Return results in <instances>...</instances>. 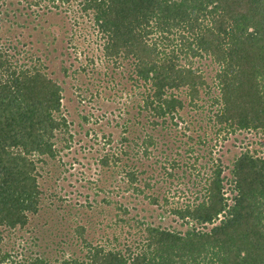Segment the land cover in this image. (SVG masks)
<instances>
[{
	"label": "trees",
	"instance_id": "1",
	"mask_svg": "<svg viewBox=\"0 0 264 264\" xmlns=\"http://www.w3.org/2000/svg\"><path fill=\"white\" fill-rule=\"evenodd\" d=\"M80 1V10L102 40L103 55L114 66L128 65L130 87L126 84L124 90L137 98L124 108L127 116L114 151L98 159L101 167L111 166L112 173L125 175V189L142 192L134 184L141 170H131L123 160L122 155L129 154L127 141L137 147L133 156L147 154L154 140L143 127L150 124L171 132L175 118L183 119L181 112H189V105L205 112L208 120L213 116L225 133L255 129L264 136V0ZM5 17L4 8L0 20ZM10 44L0 42V242L3 229L22 227L36 213L40 195L36 160L55 157L57 135L67 130L66 119L60 116L61 86L40 60L18 49L29 59L28 65L20 64L17 46L12 52ZM201 58L209 59L213 84L195 66ZM200 93L208 96L214 112L198 105ZM130 109H135L131 118ZM139 123L142 135L133 134L132 127ZM111 141L107 135L105 143ZM214 165L204 176L202 198L173 211L182 221L204 226L177 230L144 220L136 226L133 219L120 218L108 224L126 223L140 237L138 243L120 246L119 226L113 237L105 234L93 242L85 236L86 225L75 224L80 257L51 261L40 255L23 264H264V157L248 151L238 154L229 176L221 175L219 163ZM227 182L234 193L231 203L224 194ZM9 256L0 248V264L6 260L18 264Z\"/></svg>",
	"mask_w": 264,
	"mask_h": 264
},
{
	"label": "rangeland",
	"instance_id": "2",
	"mask_svg": "<svg viewBox=\"0 0 264 264\" xmlns=\"http://www.w3.org/2000/svg\"><path fill=\"white\" fill-rule=\"evenodd\" d=\"M4 8L7 17L0 20V42L12 43L9 50H16V58L24 66L29 59L18 49L40 60L43 69L62 88L60 116L67 122V130L57 135L55 157L36 160L40 191L36 213L29 215L22 227L3 229L0 248L1 253L10 254L9 260L23 264L40 255L51 261L80 257L73 237L75 224L86 225L85 236L92 237L93 242L105 234L113 237L121 227L120 246L140 240L126 223L108 224L120 218H131L136 226L144 220L177 230L204 226L182 221L173 211L202 198L200 187L215 162L222 168L221 175L229 176L232 160L238 154L248 151L264 157V136L260 131L240 129L225 133L222 123L213 116L208 120L205 112L189 105V112H181L183 119L175 118L177 125L171 132L150 124L143 127V132L151 133L154 140L147 154L139 152L133 156L137 147L127 141L129 154L122 155L123 160L132 166L131 170H141L134 184L142 192L125 189V175L112 173L111 166L101 167L98 159L114 151L127 116L124 108H130L131 98L137 100L124 90L126 84L130 87L128 65L114 66L113 60L103 55L102 40L85 16L87 13L80 10V0H0V10ZM196 65L204 72L205 80L213 84L209 59H196ZM200 98L198 105L204 104L214 112L208 96L200 93ZM134 112L130 109V118ZM140 124L132 127L136 129L133 134L139 131L142 135ZM107 135L112 137L109 143H105ZM189 147L192 151L185 152ZM230 186L229 182L224 184L229 203L234 194L228 189ZM144 195L154 200L150 202ZM103 198L109 202H102Z\"/></svg>",
	"mask_w": 264,
	"mask_h": 264
}]
</instances>
